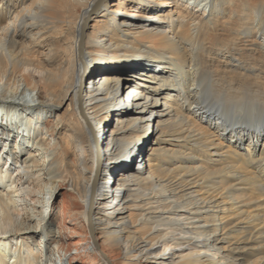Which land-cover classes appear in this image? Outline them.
Listing matches in <instances>:
<instances>
[{
    "label": "bare ground",
    "instance_id": "1",
    "mask_svg": "<svg viewBox=\"0 0 264 264\" xmlns=\"http://www.w3.org/2000/svg\"><path fill=\"white\" fill-rule=\"evenodd\" d=\"M53 259L264 264V0H0V264Z\"/></svg>",
    "mask_w": 264,
    "mask_h": 264
},
{
    "label": "rangeland",
    "instance_id": "2",
    "mask_svg": "<svg viewBox=\"0 0 264 264\" xmlns=\"http://www.w3.org/2000/svg\"><path fill=\"white\" fill-rule=\"evenodd\" d=\"M8 169H10V166H8ZM42 190V191H41ZM40 191H41V193L40 194H38L37 193V198L39 197H41V199L45 196V197H47L48 198V195L46 194V192L44 193L43 192V189H40ZM54 193V190H50L49 191V196L51 197V206L53 207L54 205H56L57 204V201L61 198V200H62V202L63 203H65V204H67L66 203V195H64V194H66V191L63 189V188H61V189H58L57 191H56V193L55 194H53ZM61 195H63V197L61 196ZM37 198H35L34 200H36ZM40 199V200H41ZM34 203V202H33ZM48 210V205H46V203L45 204H43L41 207H39V209L37 210V213H36V215H38V219L39 220H41V218H42V216H41V212L43 211H47ZM52 210V209H51ZM49 212H50V210H49ZM33 213V212H32ZM34 214V213H33ZM35 215V216H36ZM62 216V215H61ZM51 218H49L48 219V222H47V224H49L51 221ZM27 222L26 223H28L29 221H30V219H27L26 220ZM59 229H61V232L63 233L64 231H63V228L61 227H59ZM39 236H41L39 239H40V241L38 242H36V245L38 246L39 245V247H41L43 250L44 249H47V247H48V245H49V243H48V239H47V236H48V232L46 231L45 233L44 232H42V230H41V233L39 232V234H38ZM65 236V235H64ZM91 236V235H90ZM74 237H71V239H73ZM42 241V242H41ZM41 245V246H40ZM31 249H32V247H31ZM52 264H58L57 262H56V260L55 259H53L52 260ZM152 264H156V263H152Z\"/></svg>",
    "mask_w": 264,
    "mask_h": 264
}]
</instances>
